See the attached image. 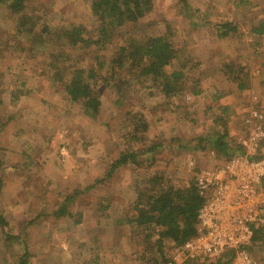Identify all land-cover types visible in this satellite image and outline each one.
I'll use <instances>...</instances> for the list:
<instances>
[{"label":"rangeland","instance_id":"rangeland-1","mask_svg":"<svg viewBox=\"0 0 264 264\" xmlns=\"http://www.w3.org/2000/svg\"><path fill=\"white\" fill-rule=\"evenodd\" d=\"M26 3L27 11L48 25L69 21L94 27L90 0ZM263 17L264 0H153L147 15L117 32L116 43L169 34L192 68L187 87L199 85L201 92L164 98L131 82L126 101L116 105L114 87L94 86L89 79L101 100L91 119L71 102L64 83L75 65L94 64L95 51L70 49L59 76L46 65L45 47L16 30L17 16L0 0L1 263L16 264L24 244L27 264H93L94 256L102 264H152L143 245H134L140 236L131 238L132 225L126 222L133 213L134 179L157 170L182 185L203 169L223 166L207 136L221 128V121L214 120L218 114L228 115L225 139L231 145L247 139L251 106L261 108L264 126V32H249ZM228 20L238 25L236 34L218 37L220 24ZM114 49L101 57L109 58ZM239 68L248 77L241 90L232 82ZM129 111L144 113L148 138L161 145L149 167L138 154L143 143L127 139ZM129 147L142 165L119 167L105 178L110 163ZM263 152L261 140L256 155ZM77 189L80 193L66 204L70 215L55 214ZM247 247L255 264H264V235ZM180 248L164 243L170 260ZM217 259L181 258L175 264H216Z\"/></svg>","mask_w":264,"mask_h":264},{"label":"trees","instance_id":"trees-1","mask_svg":"<svg viewBox=\"0 0 264 264\" xmlns=\"http://www.w3.org/2000/svg\"><path fill=\"white\" fill-rule=\"evenodd\" d=\"M1 1L17 16L16 30L21 34L36 37L45 47L46 65L59 76L63 69H66L64 63L70 58V49L95 51L94 64L89 68L75 65L68 72L64 83V90L71 102L78 103L82 113L91 119L96 118L101 105L93 85L114 87L116 105L126 101V91L131 82L141 83L145 88L152 90L148 94H155L157 91L164 98L187 93L197 95L201 92L199 85L187 87L186 77L192 68L188 65V58L183 57L169 34H142L130 43L124 40L116 43L117 32L147 15L153 9V0H90L93 28L85 23L69 21L51 26L44 21L40 22L27 11L26 0ZM181 1L185 3L186 0ZM238 28L234 21H224L220 24L218 37L236 34ZM249 32L254 35L262 34L264 17L252 25ZM111 47H115L111 56L101 57ZM242 73L243 68H239L232 75V82H236L239 90L246 88L248 83L246 73L241 76ZM89 79L93 82L92 86ZM221 108L226 112V106ZM129 115L132 119L127 139L143 143L138 154L145 156V167H149L154 161L152 158L155 159L156 154L160 152L161 145L148 138L149 124L144 113L129 111ZM227 119L228 115L218 114L214 120L221 121V128L218 132L207 135L215 158L223 162L245 153L242 143L231 145L226 141L224 124ZM136 156L134 148L124 150L110 163L105 178L111 177L119 167L131 163L142 165L136 161ZM261 156H264V152L255 155L256 158ZM78 190L65 198L55 214L70 215L66 204L73 199L74 194L80 193ZM133 190V213L126 219V222L132 225L129 235L131 238L140 236V241L134 245H143V250L152 258V264H165L170 259L164 250V243L169 241L174 247H180L197 231L198 211L205 199L198 191L196 176L181 185L171 182L165 178L163 172L155 170L147 176L134 179ZM263 235L264 228L255 229L251 243L261 240ZM22 247L23 251L16 264H27L28 251L24 244ZM3 254H0V264L3 262ZM98 259V256H94L91 262L102 264ZM233 259L234 251L228 250L216 260V264H230Z\"/></svg>","mask_w":264,"mask_h":264},{"label":"built area","instance_id":"built-area-1","mask_svg":"<svg viewBox=\"0 0 264 264\" xmlns=\"http://www.w3.org/2000/svg\"><path fill=\"white\" fill-rule=\"evenodd\" d=\"M262 120L261 108L251 106L245 119L247 139L242 141L246 152L196 175L198 191L205 199L198 211L197 231L167 264L181 258L217 259L228 250L234 251L238 264H255L246 247L255 229L264 228V156L255 157L264 140ZM188 165L193 166V161Z\"/></svg>","mask_w":264,"mask_h":264}]
</instances>
